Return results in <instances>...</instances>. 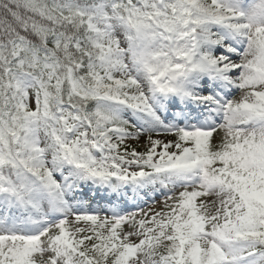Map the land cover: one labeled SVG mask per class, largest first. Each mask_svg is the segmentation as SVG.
Segmentation results:
<instances>
[{
    "label": "snow or ice",
    "instance_id": "1",
    "mask_svg": "<svg viewBox=\"0 0 264 264\" xmlns=\"http://www.w3.org/2000/svg\"><path fill=\"white\" fill-rule=\"evenodd\" d=\"M0 264H264V0H0Z\"/></svg>",
    "mask_w": 264,
    "mask_h": 264
},
{
    "label": "rangeland",
    "instance_id": "2",
    "mask_svg": "<svg viewBox=\"0 0 264 264\" xmlns=\"http://www.w3.org/2000/svg\"><path fill=\"white\" fill-rule=\"evenodd\" d=\"M161 138H163V137H161ZM140 150H142V148H141ZM155 207H156V208H159V207H160V205H159V204H157V205H155Z\"/></svg>",
    "mask_w": 264,
    "mask_h": 264
}]
</instances>
